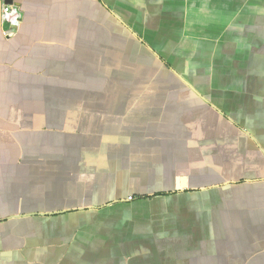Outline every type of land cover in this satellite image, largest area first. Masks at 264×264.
Listing matches in <instances>:
<instances>
[{
	"label": "crops",
	"instance_id": "obj_1",
	"mask_svg": "<svg viewBox=\"0 0 264 264\" xmlns=\"http://www.w3.org/2000/svg\"><path fill=\"white\" fill-rule=\"evenodd\" d=\"M12 2L0 264H264V0Z\"/></svg>",
	"mask_w": 264,
	"mask_h": 264
},
{
	"label": "built area",
	"instance_id": "obj_2",
	"mask_svg": "<svg viewBox=\"0 0 264 264\" xmlns=\"http://www.w3.org/2000/svg\"><path fill=\"white\" fill-rule=\"evenodd\" d=\"M0 3V20L2 26H4L2 29V34L6 38H10L14 36L22 22V13L19 6L13 2H8V0H0Z\"/></svg>",
	"mask_w": 264,
	"mask_h": 264
},
{
	"label": "water",
	"instance_id": "obj_3",
	"mask_svg": "<svg viewBox=\"0 0 264 264\" xmlns=\"http://www.w3.org/2000/svg\"><path fill=\"white\" fill-rule=\"evenodd\" d=\"M8 2H12V0H8ZM0 6H1V3H0Z\"/></svg>",
	"mask_w": 264,
	"mask_h": 264
},
{
	"label": "rangeland",
	"instance_id": "obj_4",
	"mask_svg": "<svg viewBox=\"0 0 264 264\" xmlns=\"http://www.w3.org/2000/svg\"><path fill=\"white\" fill-rule=\"evenodd\" d=\"M7 27V26H6Z\"/></svg>",
	"mask_w": 264,
	"mask_h": 264
}]
</instances>
